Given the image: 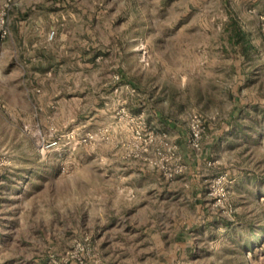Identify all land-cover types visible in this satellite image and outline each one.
I'll list each match as a JSON object with an SVG mask.
<instances>
[{
	"label": "rangeland",
	"instance_id": "obj_1",
	"mask_svg": "<svg viewBox=\"0 0 264 264\" xmlns=\"http://www.w3.org/2000/svg\"><path fill=\"white\" fill-rule=\"evenodd\" d=\"M0 264H264V0H0Z\"/></svg>",
	"mask_w": 264,
	"mask_h": 264
},
{
	"label": "built area",
	"instance_id": "obj_2",
	"mask_svg": "<svg viewBox=\"0 0 264 264\" xmlns=\"http://www.w3.org/2000/svg\"><path fill=\"white\" fill-rule=\"evenodd\" d=\"M195 135V134H194ZM196 136V135H195ZM55 145H57V141H55V140H53V141H50V142H47V143H43V147L45 148V147H47V148H50V147H53V146H55Z\"/></svg>",
	"mask_w": 264,
	"mask_h": 264
}]
</instances>
